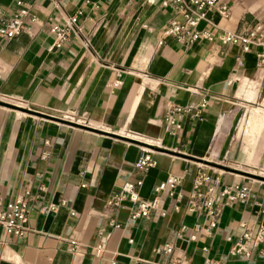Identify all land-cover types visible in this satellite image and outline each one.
<instances>
[{"label": "crops", "instance_id": "crops-1", "mask_svg": "<svg viewBox=\"0 0 264 264\" xmlns=\"http://www.w3.org/2000/svg\"><path fill=\"white\" fill-rule=\"evenodd\" d=\"M27 1L25 29L0 37V101L93 129L0 104V195L31 193L27 233L0 229V264H110L111 257L118 264H204L207 258L264 264L259 248L250 259L230 252L245 228L264 225V175L253 178L223 164L238 156V163L264 170V65L257 48L244 53L219 38L184 46L164 37L159 44L174 17L159 0ZM225 1L229 16L210 10L200 27L213 25L221 34L264 22V0ZM15 2L0 0V7ZM79 9L78 35L56 47L50 29ZM119 71L121 84L114 86ZM203 101L201 118L187 112L181 130L165 129L173 104ZM252 110L261 130L249 138L240 125ZM149 140L160 147L152 148L154 164L142 170L136 163ZM198 171L250 187L246 198L223 204L215 227L188 209ZM168 175L183 177L184 196L177 209L164 197L165 216L153 211L132 223L131 201L107 207L124 182L141 180V197L151 198ZM100 232L106 250L98 256ZM166 244L171 252L160 250Z\"/></svg>", "mask_w": 264, "mask_h": 264}, {"label": "built area", "instance_id": "built-area-1", "mask_svg": "<svg viewBox=\"0 0 264 264\" xmlns=\"http://www.w3.org/2000/svg\"><path fill=\"white\" fill-rule=\"evenodd\" d=\"M156 1V0H153ZM160 4L174 13L168 26L162 32L159 44L164 42V37H171L184 46H189L198 41H212L216 38L226 45H238L241 51L246 53L252 48H257L258 63L264 65V22L258 21L252 26L238 31H224L216 34L213 25L200 27V23L206 20L208 11L213 10L223 17L230 14V5L225 0H159ZM30 3L27 0H16L13 8L0 7V37L15 38L27 26L25 18L30 16ZM83 9L65 17L61 24L54 25L50 31L54 35L53 45L62 46L72 34L78 35L79 21L83 15ZM34 20V17H32ZM237 64H242V57L238 56ZM121 71L113 81L114 86L121 84ZM238 80L239 77L236 76ZM207 102L203 101L198 105L185 106L173 104L165 117V129L175 134L182 129L181 116L191 112L196 118H201ZM65 119L74 121L66 116ZM148 146L144 148V155L137 161V167L145 170L154 164L151 155L154 146L160 147L159 141H146ZM220 173L214 176L210 172L198 171L194 176L192 188L188 192L190 203L188 209L198 214H204L210 219V226L215 227L223 204H231L248 196L250 187L241 182L228 184L223 183ZM183 177L168 175L154 187V194L151 198H143L139 193L141 180L126 181L120 185L109 197L107 207L112 211L123 207L125 201H131L130 222L134 223L140 218H149L153 211L161 216L167 214L162 207L164 197L176 201L174 207L179 208L177 201L183 198L184 193L180 189ZM30 191H25L15 199L6 200L0 195V229L8 234L23 236L29 230L28 221L30 214ZM55 209V207H51ZM49 209V208H47ZM75 215V212L72 211ZM114 226L118 223L111 221ZM95 245V253L100 256L105 252L104 236ZM231 240V239H230ZM259 248V254L264 256V225L260 224L254 229L245 228L241 238L232 243L230 252L239 254L246 259L253 256L254 250ZM172 244H166L160 248L165 252H171ZM110 264H118L115 257H111ZM204 264H218L212 258H207Z\"/></svg>", "mask_w": 264, "mask_h": 264}, {"label": "rangeland", "instance_id": "rangeland-1", "mask_svg": "<svg viewBox=\"0 0 264 264\" xmlns=\"http://www.w3.org/2000/svg\"><path fill=\"white\" fill-rule=\"evenodd\" d=\"M254 114H255V110H252L250 112V114L248 113L246 115V117H244L243 122L240 125V127H242V129H244V131H246L245 134L249 138L252 137L253 135H256V133L258 132V127L259 126L256 123V121L253 119L254 118ZM262 124H261V126H262ZM259 130H261L260 127H259ZM261 132L262 131H259V133H261ZM238 158L239 157L236 156V157H234L233 160L226 159V160L223 161V164H225L226 166H230V167L233 166V167H238V168H241V169H244V170H248L251 173H254L255 175H264V170H260V169H256V168H254V169L253 168H248L247 166L238 163L237 162ZM249 176H251L253 178H261L259 176H254V175H251V174Z\"/></svg>", "mask_w": 264, "mask_h": 264}, {"label": "water", "instance_id": "water-1", "mask_svg": "<svg viewBox=\"0 0 264 264\" xmlns=\"http://www.w3.org/2000/svg\"><path fill=\"white\" fill-rule=\"evenodd\" d=\"M0 104L6 105V106H9V107H15V108H17V109H19V110H21L23 112H26V113H34V114H37V115H40V116H43V117H46V118H50V119H53V120H57V121H60V122H64V123L72 124V125H75V126L88 128V129H93L91 127H88L86 125H82L80 123H76V122L68 121L66 119H62V118H59V117H55V116L47 115V114H44V113H40L38 111H34V110H31V109H28V108H25V107L14 106V105H11L9 103H5L3 101H0ZM253 175L257 176L255 174H253Z\"/></svg>", "mask_w": 264, "mask_h": 264}, {"label": "bare ground", "instance_id": "bare-ground-1", "mask_svg": "<svg viewBox=\"0 0 264 264\" xmlns=\"http://www.w3.org/2000/svg\"><path fill=\"white\" fill-rule=\"evenodd\" d=\"M150 141V140H149Z\"/></svg>", "mask_w": 264, "mask_h": 264}]
</instances>
